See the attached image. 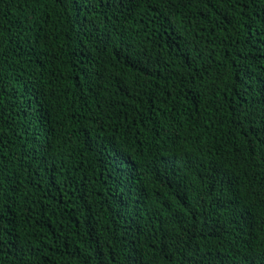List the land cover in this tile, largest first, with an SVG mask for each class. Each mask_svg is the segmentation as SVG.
I'll return each instance as SVG.
<instances>
[{
	"label": "trees",
	"instance_id": "1",
	"mask_svg": "<svg viewBox=\"0 0 264 264\" xmlns=\"http://www.w3.org/2000/svg\"><path fill=\"white\" fill-rule=\"evenodd\" d=\"M0 264H264V0H0Z\"/></svg>",
	"mask_w": 264,
	"mask_h": 264
}]
</instances>
